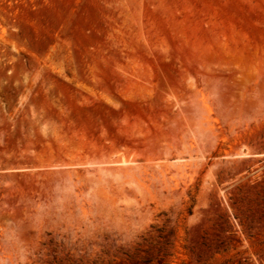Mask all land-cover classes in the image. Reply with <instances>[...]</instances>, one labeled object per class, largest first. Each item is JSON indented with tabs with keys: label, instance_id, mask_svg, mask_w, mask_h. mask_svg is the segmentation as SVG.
<instances>
[{
	"label": "rangeland",
	"instance_id": "374dc122",
	"mask_svg": "<svg viewBox=\"0 0 264 264\" xmlns=\"http://www.w3.org/2000/svg\"><path fill=\"white\" fill-rule=\"evenodd\" d=\"M67 194L33 264H264V0H0V240Z\"/></svg>",
	"mask_w": 264,
	"mask_h": 264
},
{
	"label": "clouds",
	"instance_id": "9594fccd",
	"mask_svg": "<svg viewBox=\"0 0 264 264\" xmlns=\"http://www.w3.org/2000/svg\"><path fill=\"white\" fill-rule=\"evenodd\" d=\"M77 211L76 201L72 194H67L48 204L38 203L33 209L31 229L37 233V236L31 240L23 239L22 233H16L13 236L5 237L0 240V243L8 245L12 244L20 252L26 253L21 258L20 264H33V261L28 259L29 255H34L38 248V241L43 228L50 219L63 218L73 216ZM82 214L87 212L86 208L81 207Z\"/></svg>",
	"mask_w": 264,
	"mask_h": 264
}]
</instances>
